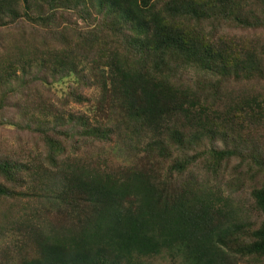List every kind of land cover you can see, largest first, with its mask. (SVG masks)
I'll list each match as a JSON object with an SVG mask.
<instances>
[{"label": "trees", "instance_id": "obj_1", "mask_svg": "<svg viewBox=\"0 0 264 264\" xmlns=\"http://www.w3.org/2000/svg\"><path fill=\"white\" fill-rule=\"evenodd\" d=\"M11 95L0 264H264V0H0Z\"/></svg>", "mask_w": 264, "mask_h": 264}, {"label": "rangeland", "instance_id": "obj_2", "mask_svg": "<svg viewBox=\"0 0 264 264\" xmlns=\"http://www.w3.org/2000/svg\"><path fill=\"white\" fill-rule=\"evenodd\" d=\"M6 42L12 43L13 39L8 38ZM86 82H88V80ZM88 87L90 86L87 85V87L79 88L77 87L76 83L73 80L68 79L64 83H60L54 88L55 89L54 94L52 93L47 94L49 100L55 106L54 109H52V107L45 101V99H43V101H41V103L38 104H45L46 108L49 111L53 112L52 113L53 115L57 113L58 116L61 118H64L63 116H66V114H69L70 112L72 113L84 112L86 115H89V111L87 110L88 106L86 104L85 106H80L79 104H76L71 100L69 102H66V98L71 91H76L78 94H81L84 97L92 98L93 94L95 93L94 90L92 89L94 87H90V88ZM15 98H16L15 95H11V97L8 100V107L6 108L4 113L0 114V154H5L7 151L10 150L19 152L21 151V149H27L30 152H34V150L37 148V145L41 150V146L39 145L38 141H35L34 138H31L27 134L16 132L15 127L10 125V123L12 122L11 116H18L16 112L13 111V108H11V104H14L16 102ZM49 120H53V116H50ZM115 145H116V140L114 138L112 141L106 142L103 145V149L107 150L108 152H111L113 155L112 150ZM245 201L248 204V206L251 207L250 201L248 200ZM2 209L5 210V208ZM251 213H253L252 210ZM8 225H9L8 223L4 224V226H8ZM9 232L10 231H7V234L11 236ZM1 249H2V244L0 243V250ZM3 255H4L3 253H0V260L1 262L6 263L9 260V256L5 255L4 259H2ZM10 262L11 260L9 261V263ZM145 264H176V263L172 262L168 257H161L146 261Z\"/></svg>", "mask_w": 264, "mask_h": 264}]
</instances>
